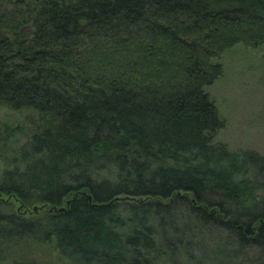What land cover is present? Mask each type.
<instances>
[{
    "label": "trees",
    "instance_id": "1",
    "mask_svg": "<svg viewBox=\"0 0 264 264\" xmlns=\"http://www.w3.org/2000/svg\"><path fill=\"white\" fill-rule=\"evenodd\" d=\"M237 46L264 0H0V107L36 114L0 120V264H264V154L209 91Z\"/></svg>",
    "mask_w": 264,
    "mask_h": 264
},
{
    "label": "rangeland",
    "instance_id": "2",
    "mask_svg": "<svg viewBox=\"0 0 264 264\" xmlns=\"http://www.w3.org/2000/svg\"><path fill=\"white\" fill-rule=\"evenodd\" d=\"M224 76L209 88L227 121L219 139L233 150H254L264 154V51L237 46L223 55ZM33 111L0 107V120L30 124ZM24 141V138H22ZM3 165L0 162V172ZM24 263L67 264L54 245L29 244ZM25 252V253H26Z\"/></svg>",
    "mask_w": 264,
    "mask_h": 264
},
{
    "label": "water",
    "instance_id": "3",
    "mask_svg": "<svg viewBox=\"0 0 264 264\" xmlns=\"http://www.w3.org/2000/svg\"><path fill=\"white\" fill-rule=\"evenodd\" d=\"M21 31H24V29H22Z\"/></svg>",
    "mask_w": 264,
    "mask_h": 264
}]
</instances>
